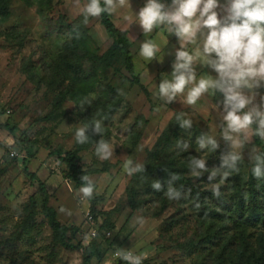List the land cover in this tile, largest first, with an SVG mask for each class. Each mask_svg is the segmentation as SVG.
I'll use <instances>...</instances> for the list:
<instances>
[{"label":"rangeland","instance_id":"rangeland-1","mask_svg":"<svg viewBox=\"0 0 264 264\" xmlns=\"http://www.w3.org/2000/svg\"><path fill=\"white\" fill-rule=\"evenodd\" d=\"M86 2L0 0V264H84L80 250L65 249L55 240L38 183L29 173L46 184L58 220L78 229L76 236L68 233V240L95 244L102 257L93 264H126L117 255L124 250L141 255L143 264H255L264 255V179L252 176L248 157L253 145L264 151V144L250 137L239 149L244 157L240 171L216 198L208 173L192 175L188 159L202 155L211 169L231 150L221 137L222 94L206 93L195 106L159 99L158 84L171 74L180 45L165 26L144 34L139 24L124 19L132 15L131 7L138 13L145 0H130L131 7L123 8L114 0L111 16L127 32L135 75L148 93L124 69L121 55L107 67L94 64L90 58L105 54L113 40L100 16L84 23ZM144 40L159 46L157 60L140 57ZM195 47L189 44L187 50L194 54ZM208 74L216 75L198 66V77ZM110 88L116 91L113 103ZM255 92L260 103L264 87ZM84 96L95 99L81 110L75 105ZM178 112L193 119L190 131L180 128ZM94 116L104 121V139L113 146L109 160L96 157L93 142L80 145L75 140L76 128ZM201 133L217 138L215 152L196 151ZM179 140L189 144L188 151L176 147ZM77 145L82 147L80 166L95 184V205L82 198L64 161V154ZM128 160L152 171L129 176L124 169ZM166 166L189 179L188 184L175 183L179 199L170 200L151 187L158 180L166 190ZM31 206L34 217L29 219Z\"/></svg>","mask_w":264,"mask_h":264},{"label":"clouds","instance_id":"clouds-1","mask_svg":"<svg viewBox=\"0 0 264 264\" xmlns=\"http://www.w3.org/2000/svg\"><path fill=\"white\" fill-rule=\"evenodd\" d=\"M121 8L130 6V0H117ZM114 0H87L81 15L84 23L90 18L115 10ZM132 15L124 19L130 24L137 23L144 34L154 28L165 26L168 33L179 40L175 51L171 74L163 75L158 84L157 95L167 105L179 99L183 104L195 106L201 97L209 92L222 94L221 137L230 144L231 150L221 156V164L215 168L207 166L202 155L191 156L188 168L192 175L202 177L208 173L210 190L216 198L222 195L221 186L233 173H239L240 163L244 159L239 149L249 143L250 137L264 140V98L256 102V89L264 87V0H145L144 6L137 12L132 7ZM195 45V53L187 50V45ZM159 46L152 40H144L139 55L146 61L157 60ZM199 62V64H198ZM199 65L209 67L213 75H197ZM95 97L84 96L78 105L85 110L93 104ZM180 128L190 131L193 119L184 112L175 117ZM105 125L102 119L93 117L76 128L74 137L78 144H95V155L100 160H109L113 156V146L104 139ZM94 136L101 138L96 141ZM196 151L215 152L219 148L218 140L209 133L196 137ZM176 147L188 151L189 144L183 140ZM251 174L257 180L264 179V151L255 145L249 152ZM124 169L127 175L145 171V164L128 160ZM180 176L170 173L165 184L154 181V191H164L170 200L179 199L181 192L174 186ZM79 193L82 198H91L94 193V181L88 176L81 177ZM63 211V209H62ZM137 223L142 227L143 220ZM126 264H143V257L130 250L117 253Z\"/></svg>","mask_w":264,"mask_h":264},{"label":"trees","instance_id":"trees-1","mask_svg":"<svg viewBox=\"0 0 264 264\" xmlns=\"http://www.w3.org/2000/svg\"><path fill=\"white\" fill-rule=\"evenodd\" d=\"M170 2V0L168 1ZM100 21L104 29L106 30L108 36L113 40V44L110 49L102 55L94 54L90 61H92L96 65H103L107 67L111 65V59L117 56L118 54L121 55L124 62V69L132 76L133 80L139 84L146 93L148 91L141 83L140 78L135 75V67L133 61V54L131 51V43L128 39L127 32L124 30L119 29L112 20V16L109 13H104L100 16ZM73 23V22H72ZM72 23H70L69 27H72ZM112 96H110L109 103H113L116 97V91L113 88H110ZM255 143L262 145L264 144L263 140L255 137ZM79 145L76 146L75 149L68 151L64 154V161L67 164V167L70 171V177L77 184V186H82L81 177L83 175H88L89 171H84L80 166V152L82 151ZM60 154V153H59ZM165 169L167 170L168 174L176 173L180 176V180L177 183L180 184H188L189 179L185 178L183 175L180 174L177 168L172 166H166ZM152 171V167L143 173H147ZM4 170L1 171L4 174ZM30 178L32 181L38 183L39 192L42 196V210L47 214L49 220V226L54 231L55 240L65 249L69 250H80L84 255V264H93L94 259H101V253L96 248L94 243L86 245V243L80 241L78 243H72L68 240V233L71 232L73 236L78 234V229L75 227L69 228L68 226L62 224L57 218L56 210L50 205V195L47 189L46 184L39 178L36 173H29ZM93 201V205L96 204L95 198L92 196L90 198ZM33 205V204H32ZM34 217V211L32 206L30 207V214L29 219ZM108 235V233H106ZM111 234V233H110ZM98 236V232H97ZM97 236L95 238H97ZM94 238V239H95ZM221 258V257H220ZM264 255L260 259H257L255 264H263ZM263 261V262H262Z\"/></svg>","mask_w":264,"mask_h":264},{"label":"built area","instance_id":"built-area-1","mask_svg":"<svg viewBox=\"0 0 264 264\" xmlns=\"http://www.w3.org/2000/svg\"><path fill=\"white\" fill-rule=\"evenodd\" d=\"M88 217L90 220L93 219V217L90 215V213H88ZM108 235H110V232H108ZM97 236V232L94 230L93 232H91V237L95 238Z\"/></svg>","mask_w":264,"mask_h":264}]
</instances>
